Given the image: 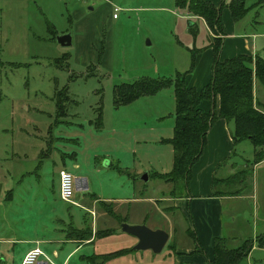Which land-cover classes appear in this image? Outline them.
Masks as SVG:
<instances>
[{
	"label": "rangeland",
	"instance_id": "1",
	"mask_svg": "<svg viewBox=\"0 0 264 264\" xmlns=\"http://www.w3.org/2000/svg\"><path fill=\"white\" fill-rule=\"evenodd\" d=\"M221 1L210 2L217 6ZM114 7L119 10L114 12ZM244 7L246 12L238 20L231 18L229 7L222 8L223 32L232 31L234 22V31L264 59V0H244ZM200 18L188 13L185 4L177 7L175 0H0V152L1 145L10 140L11 130L59 118L55 104V92L59 90L63 98L58 101L66 102L69 111L65 120L71 123L61 130L79 141L76 151L81 172L88 175L97 193L111 189V194L124 196L123 192H131L133 185L126 170L139 174L169 170L173 88L119 107L113 104L112 91L121 83L175 77L178 69H187L192 49L217 40ZM66 32L71 34V45L62 46L55 38ZM254 93L264 112V84L258 80ZM159 104L164 117L158 124L154 111ZM99 110L103 125L98 129L94 121ZM154 122L156 129L152 132ZM243 142L237 150L247 157L249 148L243 147L253 145L247 139ZM70 145L63 147L69 149ZM235 159L261 192L264 167L253 177L254 162L249 164L238 156ZM53 169L55 177H50L51 181L57 180L59 167ZM69 171L76 177L75 171ZM182 182H176L179 185L174 194L184 193ZM54 183L56 186L57 181ZM160 189L167 197L168 187L157 179L147 184L149 194H157ZM79 195L75 193V197ZM79 213L84 214L82 210ZM170 217L162 209L159 214L155 212L154 223L159 222L163 230L171 229L173 220L180 231L188 228L182 215ZM172 239L175 234L156 254L161 264H170L167 249ZM237 264H264V250L252 249Z\"/></svg>",
	"mask_w": 264,
	"mask_h": 264
},
{
	"label": "crops",
	"instance_id": "2",
	"mask_svg": "<svg viewBox=\"0 0 264 264\" xmlns=\"http://www.w3.org/2000/svg\"><path fill=\"white\" fill-rule=\"evenodd\" d=\"M230 16L232 18L231 12ZM232 24L230 34L223 32L225 26L222 29L220 60L238 54L258 55L254 46L248 45L243 35L234 31ZM207 29L210 36H215L208 26ZM209 44L195 48L198 51L193 68L190 69L189 62L187 69L176 71L185 74L184 83L189 88L201 89L210 81L213 50ZM161 90L135 100L158 95ZM254 97L259 104L255 93ZM199 106L203 111H208L211 103L206 99ZM160 110L159 104L154 111L158 124L164 117ZM56 111L59 116L57 120L17 127L10 131V140L1 145L0 264H21L24 255L33 247H39L43 252L36 264H161L160 256H156L161 251L155 253L150 249H135L138 239L122 232L120 225L126 222L161 229L159 222L154 223V215L162 209L170 218L182 215L189 225L180 231V226H174L175 222L171 220V229H164L169 234L168 239L175 234V240H171L172 244L167 249L170 264H211L216 238H223L229 247H235L249 239L251 233L250 239L254 241L252 249L264 250L255 242L257 235L264 232V174L260 192L254 178H247L240 169V161L235 159L238 156L240 160L253 163L254 147H243L249 148L247 157L238 153L237 146L245 143V139L234 143L232 122L227 123L222 118L214 121L199 157L191 165L187 183L182 182L185 186L183 194H174L178 183L161 178V174L169 173L172 169V148L169 170L165 169L164 173L160 169L146 171L147 181L140 179L145 172L139 174L126 170L133 188L129 193L123 192L124 196H115L110 193L111 189L97 193L88 175L81 172L82 165L76 151L80 147L79 141L65 136L61 130L69 123L65 120L69 110L66 108L61 115L56 105ZM101 117L94 121L98 129L103 125ZM174 121L175 114L170 123L172 135ZM155 129L154 122L151 131ZM156 136L159 145L160 135ZM152 139H155V134H152ZM68 144H71V148L65 149L63 145ZM117 162L119 169L120 160ZM252 165L254 177L264 167V158ZM56 167H59L57 180L53 169ZM62 169H72L75 178H80L75 182V193L80 194L75 197L74 193L76 204L67 203L59 196V171ZM238 174L241 176L237 177ZM52 176L54 179L51 181ZM154 179L168 187L167 197L162 195L166 191L161 189L157 190V194L148 193L147 184ZM79 210L84 214L81 215ZM118 251L121 253L112 255Z\"/></svg>",
	"mask_w": 264,
	"mask_h": 264
},
{
	"label": "trees",
	"instance_id": "3",
	"mask_svg": "<svg viewBox=\"0 0 264 264\" xmlns=\"http://www.w3.org/2000/svg\"><path fill=\"white\" fill-rule=\"evenodd\" d=\"M175 3L177 7L185 4L188 13L201 17L217 39L209 44L213 50L210 81L201 89L189 88L184 83L185 74L178 72L170 78H140L134 82L121 83L114 86L112 94L113 104L117 106L163 88H173L175 121L169 140L173 148V163L171 171L161 174V178L187 183L191 165L199 157L206 134L217 118L233 123L231 135L234 143L250 140L254 147V163L264 158V112L260 110L253 92L254 80L264 84V59L248 54H238L224 60L219 58L222 47L221 10L225 6L229 7L232 18L238 20L246 12L244 0H223L217 6L207 0H175ZM197 51H191L190 69L194 66ZM55 96L58 113L62 115L66 111V102L58 101V98H63L59 90ZM206 99L210 101L211 107L203 111L199 104ZM255 242L264 248V233H259ZM253 245L254 241L245 239L239 245L229 247L223 238H216L211 264H237L249 255ZM120 253L118 251L112 255Z\"/></svg>",
	"mask_w": 264,
	"mask_h": 264
},
{
	"label": "water",
	"instance_id": "4",
	"mask_svg": "<svg viewBox=\"0 0 264 264\" xmlns=\"http://www.w3.org/2000/svg\"><path fill=\"white\" fill-rule=\"evenodd\" d=\"M56 41L62 46L71 45L72 37L70 32L61 33L56 36ZM80 178H75V182ZM84 179V178H83ZM140 179L147 181V173H143ZM1 189V183H0ZM120 230L135 236L138 242L135 244V249H150L155 253L160 252L168 241L169 234L163 229H152L146 225H133L126 222L121 223ZM46 264V262L44 263Z\"/></svg>",
	"mask_w": 264,
	"mask_h": 264
},
{
	"label": "built area",
	"instance_id": "5",
	"mask_svg": "<svg viewBox=\"0 0 264 264\" xmlns=\"http://www.w3.org/2000/svg\"><path fill=\"white\" fill-rule=\"evenodd\" d=\"M114 12L118 11V7L113 8ZM116 14H113L115 17ZM75 193V177L66 169L59 171V196L60 198L70 204H76L74 201ZM43 254L39 247H33L24 255L21 264H36L39 257Z\"/></svg>",
	"mask_w": 264,
	"mask_h": 264
}]
</instances>
